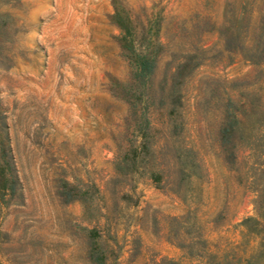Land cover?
Instances as JSON below:
<instances>
[{"label": "rangeland", "instance_id": "obj_1", "mask_svg": "<svg viewBox=\"0 0 264 264\" xmlns=\"http://www.w3.org/2000/svg\"><path fill=\"white\" fill-rule=\"evenodd\" d=\"M0 119V264H264V0H0Z\"/></svg>", "mask_w": 264, "mask_h": 264}, {"label": "trees", "instance_id": "obj_2", "mask_svg": "<svg viewBox=\"0 0 264 264\" xmlns=\"http://www.w3.org/2000/svg\"><path fill=\"white\" fill-rule=\"evenodd\" d=\"M121 29L124 34V38L126 39V46L128 49L131 50V59L133 61V72L132 75L135 79V87L133 94L137 98H141L144 94V86L146 85V82L148 78H150L154 65H155V55L152 52H146L145 50L137 49L134 47L135 45L132 44L131 39V25L130 20L128 17H126L125 21H119ZM181 73V69L179 68L175 74H173V77L175 78V81L173 82V85H176L179 81V76ZM177 87L172 86L170 91L168 92V96L170 98V102L172 103V106L169 109V112H173L175 109V103L180 99L179 91L177 90ZM224 107H225V118L223 119V122L221 123V133L223 138L227 137L228 134L234 129L240 126L241 122V116L237 111L235 110L234 102L230 97H227L224 100ZM149 123V120L147 117L143 118L142 121V128L145 129ZM4 126V122L0 119V128ZM145 131L141 134V136H145ZM1 145H0V189H12L15 184V179L12 176L10 172V159H9V150L7 147V143H5L4 137H1L0 139ZM141 146L143 149H145L148 152V144L147 139H142ZM193 162V161H191ZM195 164V163H194ZM182 169H185L184 166L181 167ZM196 169H194V172ZM94 259L96 260V264H103L102 262V255L95 253Z\"/></svg>", "mask_w": 264, "mask_h": 264}]
</instances>
